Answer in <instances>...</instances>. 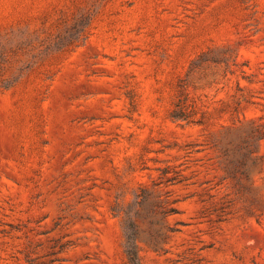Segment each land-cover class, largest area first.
<instances>
[{"label": "rangeland", "instance_id": "1", "mask_svg": "<svg viewBox=\"0 0 264 264\" xmlns=\"http://www.w3.org/2000/svg\"><path fill=\"white\" fill-rule=\"evenodd\" d=\"M264 264V0H0V264Z\"/></svg>", "mask_w": 264, "mask_h": 264}, {"label": "trees", "instance_id": "2", "mask_svg": "<svg viewBox=\"0 0 264 264\" xmlns=\"http://www.w3.org/2000/svg\"><path fill=\"white\" fill-rule=\"evenodd\" d=\"M135 232L133 230L125 232V258L126 264H140L138 252L135 246Z\"/></svg>", "mask_w": 264, "mask_h": 264}]
</instances>
